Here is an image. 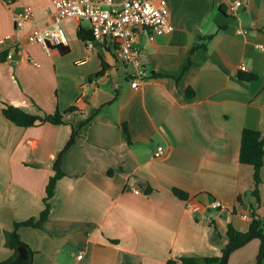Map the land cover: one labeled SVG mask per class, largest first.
<instances>
[{
  "label": "crops",
  "instance_id": "1",
  "mask_svg": "<svg viewBox=\"0 0 264 264\" xmlns=\"http://www.w3.org/2000/svg\"><path fill=\"white\" fill-rule=\"evenodd\" d=\"M236 1L168 0L174 30L153 42L139 37L144 75L134 88L136 72L113 43L79 37L89 22L66 20L71 46L50 56L27 36L49 23L53 0H0V39L8 42L0 52V262L15 255L6 233L45 210L74 129L47 219L19 229L32 264L221 258L232 230L249 231L254 170L239 158L244 129L264 134V0L233 11ZM26 6L33 17L20 29L15 13ZM198 43L207 47L193 53ZM4 104L41 117L60 112L64 122L20 127ZM261 179L256 213L264 219V166ZM261 247L251 240L230 263L257 260Z\"/></svg>",
  "mask_w": 264,
  "mask_h": 264
},
{
  "label": "built area",
  "instance_id": "2",
  "mask_svg": "<svg viewBox=\"0 0 264 264\" xmlns=\"http://www.w3.org/2000/svg\"><path fill=\"white\" fill-rule=\"evenodd\" d=\"M242 5L243 0H238L232 10L235 11ZM53 7L54 12L49 23L44 27H35L28 34L27 42L42 45L51 56L54 49H68L71 46L62 27L66 20L87 21L93 41L101 44L113 43L121 61L134 68L137 77L132 83L134 88L139 86L144 75L140 51L136 46L139 37L146 35L153 42L157 37L174 30L168 0H124L120 5L114 0H53ZM32 17L33 11L29 6L16 12L17 28H24L26 23L31 22ZM7 43L6 38L0 39V52ZM34 65L37 66V63ZM240 71L246 72L247 68L242 65ZM163 151V147H158L155 157H161ZM139 192L135 190V193ZM214 206L220 207L221 202H215Z\"/></svg>",
  "mask_w": 264,
  "mask_h": 264
},
{
  "label": "trees",
  "instance_id": "3",
  "mask_svg": "<svg viewBox=\"0 0 264 264\" xmlns=\"http://www.w3.org/2000/svg\"><path fill=\"white\" fill-rule=\"evenodd\" d=\"M79 37L84 41L93 40V35L91 30H80ZM212 37L208 36L203 41H209ZM207 45L204 43H198L193 47V53L200 48H206ZM63 51V50H62ZM190 66V63H189ZM187 66L185 68L188 69ZM155 77H162L163 75L154 74ZM240 79L243 81H252L255 79L254 76L240 75ZM193 94V92H192ZM191 95V93H189ZM71 108L68 112L73 111ZM3 114L12 123L20 127H32L43 123L52 124H63L64 115L60 112H56L53 115H46L44 117L32 115L18 107L12 105L4 104ZM92 119V118H91ZM91 119L87 120L84 125L88 124ZM127 132V129H125ZM79 130L74 129L70 139L64 148L63 152L59 155L58 159L54 164L55 176L52 177L47 186V198L45 199L46 208L41 213L39 219H29L24 222H17L14 225V230L12 232L6 233V246L14 250V257L0 262V264H32V258L34 255L33 250L28 244L21 240L19 229L21 227H39L40 224L45 221L49 214L50 206L48 204V199L53 194V185L55 181L63 175L61 170V163L66 154L67 150L72 147L78 136ZM240 163L244 165H250L254 170V189L251 191V195L255 198V204L251 205L250 214V227L247 233H238L235 230L231 231L230 241L227 247L223 250V255L221 258H187V259H170L166 264H227V259L229 255L253 239H259L262 242V247L258 255V264H264V219L259 217L256 213V207L260 205V185L262 183L261 179V169L264 166V134L253 129H244L242 133L241 149H240ZM175 194L181 198L185 199L186 194L181 190H175ZM240 200V197H239Z\"/></svg>",
  "mask_w": 264,
  "mask_h": 264
},
{
  "label": "rangeland",
  "instance_id": "4",
  "mask_svg": "<svg viewBox=\"0 0 264 264\" xmlns=\"http://www.w3.org/2000/svg\"><path fill=\"white\" fill-rule=\"evenodd\" d=\"M250 198L254 201V199L251 196H250ZM230 255H229L228 259H227V264H231L230 262L232 261V255L231 256ZM257 258H258V256H257ZM250 261L251 262H246V264H258V261L255 260V258H254V260H250Z\"/></svg>",
  "mask_w": 264,
  "mask_h": 264
},
{
  "label": "water",
  "instance_id": "5",
  "mask_svg": "<svg viewBox=\"0 0 264 264\" xmlns=\"http://www.w3.org/2000/svg\"><path fill=\"white\" fill-rule=\"evenodd\" d=\"M223 264H225V261H224V263Z\"/></svg>",
  "mask_w": 264,
  "mask_h": 264
}]
</instances>
